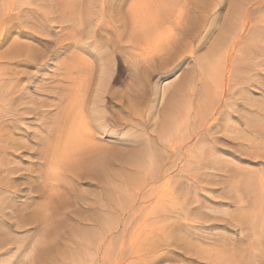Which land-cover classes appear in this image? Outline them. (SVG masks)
<instances>
[{"label": "bare ground", "instance_id": "obj_1", "mask_svg": "<svg viewBox=\"0 0 264 264\" xmlns=\"http://www.w3.org/2000/svg\"><path fill=\"white\" fill-rule=\"evenodd\" d=\"M68 3L12 0L6 4L3 22L8 27L0 24V249L16 233L7 222L8 210L12 211L11 198L24 190L16 176L24 163L20 164L23 157L17 152L28 146L31 155L46 161L44 167L34 162L44 173L45 189L59 188L61 181L71 184L84 174L92 177L107 172L105 185L101 184L105 196L93 201L97 206L91 208V217L79 218V234L70 231L61 264H100L104 230L112 232L113 224L114 239L108 243L114 244V259L105 245L107 262L103 259L102 264H161L174 260L180 249L219 264H239L236 258L232 260L237 244L229 243L222 230L230 225V218L240 223L239 237L256 250L251 253L255 263H264V172L260 179L253 173L246 187H242L243 174L235 172L239 179L234 189L224 187L213 195L220 189L214 185H228L233 178L228 163L222 162L223 153L235 151L232 146L252 149L264 161V0ZM223 3L227 6L224 16ZM57 21L60 30L69 28L65 43L62 38L51 40L62 37L55 32ZM15 23L27 29L11 38L9 30ZM32 31L38 35L33 36ZM53 42L58 51L55 48L52 54L65 53L61 77L38 80L41 70L31 73V69L20 68L44 66L47 52L38 46ZM206 43H212L211 51L200 55ZM187 59L196 63L192 68L195 83L177 78V67ZM157 69L174 78L151 89L150 73ZM116 70L130 72L127 89L114 90ZM22 75L29 81L24 82ZM28 83L35 84L32 92ZM109 102L111 106H107ZM114 105L119 108L114 110ZM231 132L237 144L225 142ZM103 135L118 138L123 150L103 149L99 142ZM114 157L122 169L118 174L116 169L115 180ZM215 169L230 174L220 177L214 175ZM229 201L237 204L236 216L224 207ZM40 203L38 206L45 201ZM48 210L44 216L50 214ZM86 219L92 224H81ZM16 224L18 227L19 222ZM212 230L219 231L210 237ZM205 244L207 248H203ZM14 251H1L0 264L13 263ZM6 254L8 257H2ZM42 254L31 264H57L60 260Z\"/></svg>", "mask_w": 264, "mask_h": 264}, {"label": "rangeland", "instance_id": "obj_2", "mask_svg": "<svg viewBox=\"0 0 264 264\" xmlns=\"http://www.w3.org/2000/svg\"><path fill=\"white\" fill-rule=\"evenodd\" d=\"M5 1L4 0L0 1V2H3V3H0V5H2V8H3L2 10H0V18H1L0 21L3 18V20L0 22V24H1V26H2V24H4V27H6V26L8 27V23H7V25H5V23H3V22H4V18L6 17V13H5V10H6V7H7L6 4H10L12 2V0L7 1L6 4H4ZM67 1L71 3V0H67ZM19 2H21V1H19ZM70 3H68V4H70ZM223 4H222L221 12H222V15L224 16V12H226V11L225 10L223 11V9L227 10V6H226V4H224V5ZM223 16H222V18H223ZM54 24L56 25L55 26L56 27L55 32L56 33H58V32L61 33L62 37H59V35H57L56 38H51V40H57L58 38H62L61 40H64V43L67 42L68 41L67 36H68L69 28H67L65 30H60L61 28L59 27V24H61V23L59 21H57ZM15 25H17V26H15ZM15 25L10 28L11 29V30H9L10 32L8 31L10 33V37L11 38H13L14 36H18V32L19 31L21 32V31H24V30L27 29L25 27L22 28L20 25H18L16 23H15ZM8 32H7L6 35H9ZM32 32L34 33V34H32L33 36L34 35H38L36 33V31H32ZM0 36H1L0 38L3 37L2 35H0ZM26 36H29V35H26ZM33 42H34V44L38 43L37 40H33L32 43ZM207 43L204 44L206 46L202 47L199 50V54L200 55L202 53H205L207 50L211 51V46L210 45L213 42L210 43L209 45H207ZM6 45H4L3 48H5ZM213 46L212 47L215 48V46H217L216 43L213 44ZM38 48H42V50H45L47 52L46 59L48 61L46 62V64L44 66L43 65L42 66L37 65L36 67L31 64L30 67L28 66L29 68L28 67H24V68L20 67V68L26 69L27 71H30V69H31V73H35L36 71L41 70L40 73H42L43 75L38 77L39 78L38 80H41V77L48 78L49 80H51L52 78L56 79V78L61 77V74L62 75L64 74L63 68L65 67V63H66L65 58H64L65 57V53H62L63 52L62 51L61 53H59L60 55L52 54V52L54 51L55 48H57L56 51H58V45H57V43H54V42H53V44L48 45V46H44V45L43 46H38ZM1 51H3L2 48H1ZM176 63L177 62H175L174 64H176ZM181 63H183V64H180L179 67H177L178 68L177 69V78L179 77V78L185 80L186 82L191 80V82L195 83L194 76H193L195 72L192 71L193 70L192 68H194V66H196V63L193 62L190 59L183 60ZM48 65H50V66H48ZM37 68H38V70H36ZM42 71L43 72L46 71V73H43ZM0 72H3V71L0 70ZM22 77L24 78V82L29 81L27 78H25V76L22 75ZM149 78H150L149 81H148L149 85H150L149 88L152 89V88H155L154 87L155 84H159V86H163L165 83H167L168 81H170L174 77H173V75H170V74L169 75H167V74L164 75L163 69H157V70H152L151 71ZM129 80L132 81L129 71L126 70L125 72H119V71L116 70L115 73H114V81H112L114 90L115 91H117V90L118 91H122V90L127 89V87L130 85L129 84V82H130ZM28 85L30 86L29 87V91L32 92V88H34L33 86H35V84L28 83ZM151 89H149V90H151ZM35 96H38V95H35ZM182 103H184V102H182ZM111 105H112V103L109 102L107 106H111ZM113 108H114V110H116V109L119 108V106H117V105L115 106L114 105ZM33 130H34V128L32 127L30 129V131L32 132ZM31 132L29 134H31ZM225 138H226L225 142L233 143V141H234L237 144V139H234L235 138V133L234 132H231V133L227 134V136H225ZM99 142H100V144L102 143L103 149H105L106 151H111L112 150V151H114V153L120 152V150H123V148H124L123 143L120 142L118 140V138L110 136V135H103ZM232 147H233V149L235 151L234 152H229V153H223L225 155V159H223L222 162L228 163V167L227 168L230 169L231 173L232 172L234 173V175H232V176L230 175L229 177H233V178L231 179V181L229 182L228 185L227 184H219V182L217 183L218 185L217 184L214 185V188H220V189H218L215 193H213V195H215V194L217 195L218 193H220V191L224 187H225L224 189L226 191H230V190L234 189L233 186L235 185V182H237V179H239L238 175L235 172H237V173H239L241 175L243 174V176L241 178H242V180L245 179V181L243 182L242 187L243 186L246 187L245 186V182L248 181L251 178L250 176H252L253 173H258L259 179H260L261 175H263V172H264V161L262 160L261 157H258L254 153V151L252 149L246 150V149L238 148V147H234V146H232ZM228 148H230V147H228ZM230 149H232V148H230ZM30 151L32 153V150H30L28 146L27 147L21 146L20 150L17 152L18 154L21 153V157H23L22 160L19 159L20 160V164H21L22 161L24 162L23 164H21L22 165L21 166L22 169L16 174V176L20 178V179H18V184H20V187L19 186L18 187L19 188H24V190H23L24 192L22 191L20 196H16V197L11 198L10 204H11L12 211L10 209L8 210L10 216H9V218H7V222L8 223H12V229H14L13 234L15 232L16 233L11 236L12 237V239L10 240L11 243L9 242L5 246H3L0 250L2 252H5L6 250H8L9 254H10L11 250H13V251L15 250L14 251L15 255L13 256V258L16 259L17 262H15L16 260L14 261L13 258L12 259L10 258V261L13 260L12 261L13 263H11V264H19L22 260H24V259L26 260V258H29V260L27 259L28 261H24L25 262L24 264H27L28 262L31 264L32 262H34V259H36V257L40 256L41 253H43V254L47 253L46 256L47 257L49 256L52 259V261H53V259L57 260L58 258H60V260H57V262H58L57 264H61L62 261H63L62 258L65 256V253H66L65 250H67V245H68L67 236H69V234L72 231L76 232V234H79V230H78V227L76 225L77 223H79V218L81 220V217H84V216L86 218L91 217L92 216L91 215L92 214L91 208H94L95 206H97V204H96L97 202L94 203L93 201H95L97 198H99L98 196H100V197L101 196H105L104 194H101V192L103 193V188H101V184H102V186L105 185V182H106L105 179H106V176H107V172H104L102 174H101V172H99L97 174V176L94 175L92 177H91V175L88 177L86 174H84V175H81L79 178L74 179L73 183H71V184H67L64 181H61L60 183H63V185L60 186L59 188H57L58 186L55 187V185H53L55 188L54 187H52V188L48 187V188L45 189L44 185H43L44 184V173L39 171L38 166H40V164L43 163V167H44L46 165V161H45L44 158L40 159L39 155H37V157L31 155ZM118 160H117V157L116 158L114 157L113 164L111 165L113 170H114V174H115L114 175V180H115V176H116V172H115L116 169L118 168L117 169V174H118V171L120 172L122 170L121 166L119 165V163L121 164V162H119ZM34 162H36V164L38 166L35 165ZM23 165L25 167H23ZM214 172H215L214 175H219L220 177L228 176L230 174V173L222 172V171L217 170V169H215ZM73 184H75V186H73ZM223 185H225V186H223ZM49 188H50V192H49ZM73 188H74V190H73ZM52 189L53 190L57 189V190H55L56 191L55 192ZM51 190H52V192H51ZM245 190H247V189H244V191ZM49 193L51 195V198H48V197H50ZM53 193H54V195H53ZM244 194H246L245 197L247 198L248 197V193L245 191ZM30 196H32V197H30ZM24 197H26V198H24ZM29 199H31V200H29ZM41 200L43 202L45 201L44 205L41 204V203H43ZM49 200H50V202H49ZM219 200H221V199H219ZM47 201H48V203H46ZM13 202H14V204H13ZM249 202H250V205H252V207H253L252 198H249ZM38 203H40L42 205V207H41L42 209L38 208L39 206H41V205L38 206ZM84 203H87V204H84ZM24 204H25V206H23ZM35 204H37V205H35ZM48 204L51 206V208L48 206ZM236 206H237V204H234L231 201H229V203H226L224 205L225 209H227L226 211H228L230 213L234 212L233 215H235L236 213L238 214V212H239L238 211L239 209L238 210H237V208L235 209ZM44 207H46L47 210L49 208L48 211L50 212V214L47 213L48 217L43 215L44 210L46 209V208L44 209ZM40 213H41V215H40ZM16 214H17V216H16ZM42 215L44 217L40 218ZM15 216L17 217V219H15ZM218 216H219V214H218ZM221 216H223V214H220V217ZM226 218H230V216H227ZM228 220L230 222L229 223L230 225L228 227H226L225 229H222V230L225 232V234H227L226 236H227V239L229 240V243L237 244L236 245L237 248L234 251H232L235 255H232L233 253L231 254L232 255V260L235 261V258H236V262H238L239 264H258V263H255V259L252 256V255H254V252L256 250L253 249L252 247H250V245L248 246L245 243L246 242L245 238H243V237L240 238L239 237L240 236V228H241V226L239 225L240 223H237L234 219H231V218L228 219ZM18 222H19L18 227H16L15 225H17L16 223H18ZM45 222L48 223V224H46ZM52 223H53V225H52ZM82 223H83V225L92 224L87 219L85 221L82 220L81 224ZM49 224H51V225H49ZM44 225L47 226V227H45L46 231L44 229ZM48 225H49V227H48ZM69 225H71V226H69ZM104 225H101V227L104 226ZM261 227L263 228L262 230L264 231L263 225ZM47 228H49V229H47ZM39 229H40V231H39ZM49 230H50V232H49ZM59 230H60V233H58ZM111 231L112 232L109 233V230H104V233H105L104 238L106 239V241L103 244V246H102L103 248L101 249L102 252H100V255H99V260L102 259L101 260L102 262L104 260H105V262H107L106 256H105L106 254L103 253V252H105L104 250H105V248L107 246L108 247L106 249H108L109 247L111 249V250H109V249L107 250L108 253L110 254L111 258L114 256V249H113L114 244L112 246L110 244L112 242L108 243V241H112L114 239V224H113V228H112ZM217 231H219V230H212V232L210 234H208V236L211 237L214 234L217 235V233H216ZM223 231H221V232H223ZM46 232H47V235H45ZM234 235H235V237H234ZM41 236H43L44 238L41 237ZM60 236H62V237H60ZM106 236H107V238L109 237L110 240H108L109 238L107 239ZM36 237H39V238L41 237V238L40 239L39 238L35 239ZM49 237H52V238H49ZM21 238L23 239V241H19V239L22 240ZM46 239L48 240L47 243L45 242ZM26 240H27V242L29 244L26 243ZM33 240H35V242H33ZM233 240H234V242H233ZM251 240H253V238H250V243H251ZM18 241L22 242L23 244L22 243L18 244ZM36 241L38 242L37 244H40L42 242L43 243H42V245L41 244L38 245L39 246L38 247L37 244H36ZM230 241H232V242H230ZM240 241L241 242L244 241V243H241ZM262 242L264 244V232L261 234V243ZM44 243H45V245H44ZM21 244L24 245V246H21ZM101 245L99 247H101ZM105 245H106V247H105ZM20 246L23 247L24 249L21 248L22 249L21 250ZM32 246L35 249H33ZM35 246H37V249H36ZM51 246H52V248H51ZM15 247H16V249H15ZM44 247L46 248V250L44 249ZM207 247H208V244H205V247L203 245V248H207ZM9 248H11V250ZM17 248H19V249H17ZM219 248H223V246H219ZM261 248H262V246H261ZM112 250H113V253H112ZM1 251H0V253H1ZM18 251H19V254H18ZM92 251H93V248H92ZM14 252H11V253L14 254ZM29 252H31V253H29ZM34 252H35V254H33ZM48 252H50L52 255H50ZM179 252H177L178 253L177 255L179 257L177 255H175V256L172 257V259H174V260H168L169 261L168 262L167 259H166L161 264H215V263L219 264L217 261H214V260L213 261H211V260L208 261L206 258H203V256L201 257V254H199V253H192L191 251H188V253H187L186 250H184V249H180ZM24 253L26 255H27V253H29V254L26 257V255ZM57 253H59L60 255L56 256ZM251 253H252V255H251ZM9 254H6L5 256H2V257H8L7 255H9ZM103 254H105V255L103 256ZM29 255H31V258H33L32 261H30L31 258L28 257ZM101 255L103 256L102 258H101ZM180 256H181V258H180ZM112 259H114V257ZM238 260H240V261H238ZM101 261H100V264H102ZM260 264H264V263L260 262Z\"/></svg>", "mask_w": 264, "mask_h": 264}]
</instances>
